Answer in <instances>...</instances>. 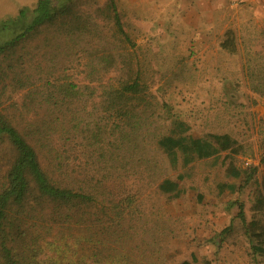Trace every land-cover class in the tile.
Returning <instances> with one entry per match:
<instances>
[{
  "label": "rangeland",
  "instance_id": "obj_1",
  "mask_svg": "<svg viewBox=\"0 0 264 264\" xmlns=\"http://www.w3.org/2000/svg\"><path fill=\"white\" fill-rule=\"evenodd\" d=\"M79 1L96 31L86 37L90 43L86 59L67 72L90 93L83 101L88 109L80 117L85 123L97 119L101 92L134 80L147 95L141 103L130 105L136 132L123 136L105 129L101 156L93 147L85 149L91 140L89 128L84 130L87 138L80 140L83 145L77 139L73 142L74 164L83 168L75 174L87 176L89 172L99 180L94 211L111 231L106 241L117 263L264 264L263 256L252 253L239 222L222 233L237 212L234 202L242 200L250 216L256 186L264 190L260 163L264 95L255 91L264 88L263 81H258L264 75V12L250 10L262 3L115 0L124 30L134 43L130 46L97 9L107 0ZM36 2L0 0V18L14 16ZM212 5H219V11L212 12ZM204 6L207 10L203 11ZM229 29L234 42L223 45ZM23 95L24 91L8 93L12 100L7 102L6 89L4 111ZM175 118L185 121L189 133L199 136L230 134L241 145L240 152H222L216 162L212 158L195 160L173 171L156 139ZM123 138L130 139L124 143ZM230 165L255 166L256 183L221 200L217 185L234 182L228 175ZM179 172L185 176L180 182L183 193L178 197L162 193V180H174Z\"/></svg>",
  "mask_w": 264,
  "mask_h": 264
},
{
  "label": "trees",
  "instance_id": "obj_2",
  "mask_svg": "<svg viewBox=\"0 0 264 264\" xmlns=\"http://www.w3.org/2000/svg\"><path fill=\"white\" fill-rule=\"evenodd\" d=\"M79 2L37 0L33 7L24 6L16 15L0 18V264H122L107 244L111 231L94 211L99 180L89 172L87 176L75 174L83 168L74 164L73 142L77 139L83 145L80 140L89 128L91 140L85 149L93 147L101 156L105 129L123 136L136 132L130 105L141 103L147 95L134 80L101 92L97 119L85 123L80 117L88 109L83 101L90 93L67 72L86 59L90 45L86 37L96 31ZM97 9L107 25L112 22L115 33L134 46L115 0H107ZM95 26L100 30L99 24ZM233 42L234 33L229 29L222 43ZM261 80L264 83V75ZM6 89L7 102L12 100L8 93L24 91L21 101L7 105V113L2 107ZM255 91L264 95V88ZM189 131L185 121L175 118L156 139L173 171L195 160L212 158L216 162L222 152L241 150L228 133L199 136ZM129 139L123 138V142ZM260 163L264 167V150ZM256 173L255 166L230 165L228 175L234 182L217 185L219 199L231 198L256 183ZM184 178L180 172L174 180L165 178L159 190L178 197L183 193L180 182ZM234 204L233 221L240 223L252 253L264 257V190L256 186L250 220L243 201ZM233 221L222 233L234 228Z\"/></svg>",
  "mask_w": 264,
  "mask_h": 264
},
{
  "label": "crops",
  "instance_id": "obj_3",
  "mask_svg": "<svg viewBox=\"0 0 264 264\" xmlns=\"http://www.w3.org/2000/svg\"><path fill=\"white\" fill-rule=\"evenodd\" d=\"M254 2H257V3H262L261 4V7H252L250 10L251 11H259V12H264V0H252V3L254 4ZM201 9L204 11V10H207L206 8H205V6L204 7H201ZM198 11H200V8L199 9H197ZM214 11H219V5H212V12H214ZM208 12H209V10H208ZM208 14L209 13H207L206 15H205V21H208ZM206 36V34H203L202 35V37L204 38ZM250 209V208H249ZM249 209H248V211H249ZM245 210V214H246V218H247V220H250L251 219V216L252 215H250L249 216V214H247L246 213V209H244ZM236 222H237V225L239 224L238 223V221H236V220H234L233 221V223H234V225H236ZM236 225V226H237Z\"/></svg>",
  "mask_w": 264,
  "mask_h": 264
}]
</instances>
